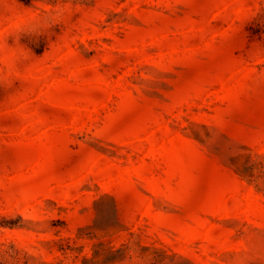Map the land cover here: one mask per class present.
<instances>
[{
    "label": "rangeland",
    "instance_id": "rangeland-1",
    "mask_svg": "<svg viewBox=\"0 0 264 264\" xmlns=\"http://www.w3.org/2000/svg\"><path fill=\"white\" fill-rule=\"evenodd\" d=\"M261 3L0 0V264H264Z\"/></svg>",
    "mask_w": 264,
    "mask_h": 264
},
{
    "label": "trees",
    "instance_id": "trees-1",
    "mask_svg": "<svg viewBox=\"0 0 264 264\" xmlns=\"http://www.w3.org/2000/svg\"><path fill=\"white\" fill-rule=\"evenodd\" d=\"M246 29L248 31L249 40L259 39L264 34V0H262L260 7L256 10V13L253 15ZM54 37V33L50 34L48 32H42L38 34L37 37L35 35H24L17 39L15 36H11L9 46L21 48L34 55H40L49 48L50 42Z\"/></svg>",
    "mask_w": 264,
    "mask_h": 264
}]
</instances>
